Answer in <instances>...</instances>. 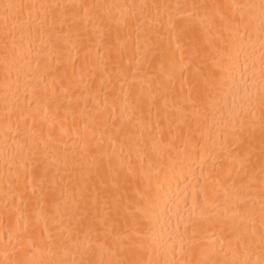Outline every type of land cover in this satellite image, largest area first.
I'll list each match as a JSON object with an SVG mask.
<instances>
[{
  "label": "bare ground",
  "instance_id": "6f19581e",
  "mask_svg": "<svg viewBox=\"0 0 264 264\" xmlns=\"http://www.w3.org/2000/svg\"><path fill=\"white\" fill-rule=\"evenodd\" d=\"M262 3L0 0V264L264 262Z\"/></svg>",
  "mask_w": 264,
  "mask_h": 264
},
{
  "label": "snow or ice",
  "instance_id": "6c2138e0",
  "mask_svg": "<svg viewBox=\"0 0 264 264\" xmlns=\"http://www.w3.org/2000/svg\"><path fill=\"white\" fill-rule=\"evenodd\" d=\"M2 7L4 10V23H5V26L7 27L8 22H9V12L15 11L17 9H20L22 11V9L25 6L9 3V4L3 5ZM42 7H44V6H42ZM48 7H50L52 10L83 7L84 13H85V18L88 21H91L92 17L89 15V12L91 9L104 8V7L111 8L114 6H111V5H109V6H101V5L86 6V5H58V4H54V5H50ZM261 9L264 10V3L261 4ZM262 15H264V12H262ZM81 19L82 18L77 13H73V20H72L73 24L78 23ZM96 19L100 24H110L111 23L110 19H106L105 14H103V13H101L100 15H97ZM61 23H63V21H61ZM261 27L264 28V19H262ZM10 34L11 33H6L5 47H7V35H10ZM206 39H207V37H206ZM219 56L221 58H223L225 56V53L223 50H219ZM199 58H200V50H198L196 48V45L193 44L192 49L189 53V62L185 65H181L178 69L181 77H183L184 73L187 72L189 69H194V71L192 72L190 96H191V93H193V92L196 93L197 95H200L202 92H206L209 87L214 86V85L209 84V76L206 75L201 70V68L198 66L197 62H198ZM229 59H230V57H229ZM214 63H219V61H214ZM213 77H214V74H213ZM200 78H203V87L201 85V79ZM262 145H264V140H262ZM251 148H252V145H251V141L249 140L248 145L246 147L243 144L241 145V151L243 154H241V151L237 152V158H238L239 162L241 163L242 167L251 163V159H250ZM261 152H262V155H264V147H262ZM261 170L264 171V165H262ZM118 178H119L118 175L113 178V180H114L113 187L118 186L116 183ZM96 199H97V202L100 201V193L99 192L97 193ZM103 206L107 209V212L105 213L106 216L110 215L112 212L119 214L122 210V207L124 208V210H127V207H128L127 204L122 205V199L118 196H115V195L112 196L111 200H109L107 197H105ZM262 211H264V209H262ZM100 222H101V224H103L106 221L102 219ZM253 224H254V222H253ZM261 227H264V219L261 220ZM246 230H247V228H246ZM251 234L255 235V227L252 228ZM260 240H261L262 247H264V233H261ZM233 264H235V262H233ZM261 264H264V262H261Z\"/></svg>",
  "mask_w": 264,
  "mask_h": 264
}]
</instances>
